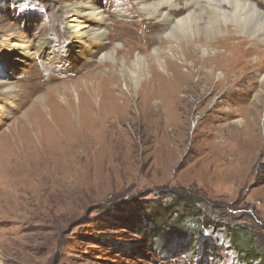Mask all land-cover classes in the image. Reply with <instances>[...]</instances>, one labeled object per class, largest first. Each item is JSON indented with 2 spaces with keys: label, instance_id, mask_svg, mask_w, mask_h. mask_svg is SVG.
<instances>
[{
  "label": "rangeland",
  "instance_id": "rangeland-1",
  "mask_svg": "<svg viewBox=\"0 0 264 264\" xmlns=\"http://www.w3.org/2000/svg\"><path fill=\"white\" fill-rule=\"evenodd\" d=\"M80 3L96 4L110 35L92 56L78 54L84 45L70 43L63 25L65 7ZM156 29L154 20L136 13L133 0H0V82L11 90L8 95L0 86V264H259L247 254L264 252L263 90L250 92L242 83L216 89L219 73L211 88H194L195 74L180 100L150 120L137 95L145 76L119 70L117 90L126 104H114L101 87L87 105L93 72H86L106 61L103 52L129 40L143 45ZM46 39L55 53H36L37 42ZM9 42L29 46L32 58L15 62L6 54ZM92 83L96 89L98 81ZM34 102L48 121L68 114L92 144L66 139L74 145L65 153L56 134L42 129L41 137L55 143L45 152L32 148L22 117L36 116ZM157 105L153 101L148 111ZM93 121L91 132L86 126ZM223 139L233 153L225 159ZM173 197L174 211L182 199L191 202L185 222L192 236L175 245L170 239L174 248L163 254L138 219H149ZM164 211L156 212L154 225L160 234L168 231V239L182 231L184 218L166 222Z\"/></svg>",
  "mask_w": 264,
  "mask_h": 264
},
{
  "label": "bare ground",
  "instance_id": "bare-ground-1",
  "mask_svg": "<svg viewBox=\"0 0 264 264\" xmlns=\"http://www.w3.org/2000/svg\"><path fill=\"white\" fill-rule=\"evenodd\" d=\"M133 4L136 6V13L147 20H154L157 29L151 33H156V36L151 37L143 45L129 40L123 42V46L116 48L114 52H103L100 59L106 61L86 72V74L93 72L86 81L91 86L87 89V105H91L93 97L98 96L101 87L105 89L107 98L114 95V99L112 98L114 104L120 106L126 104L124 93L117 90L116 74L119 70L131 73L135 77L136 74L140 77L145 76L137 95L141 99L140 111L148 115L150 120L163 113L167 105H173L178 94L183 90L182 86L190 85L195 74L198 75V79L193 84L194 88H198L200 84H203L206 90L211 88L213 76L219 73L221 78L215 85L216 89L228 84L233 86L242 83V87L250 92L255 88L264 91V0H184L182 4L179 0H133ZM131 22L126 23L131 24ZM63 25L70 43H74L78 48L84 45L78 54L85 57L90 53L92 56L105 49L106 44L103 41L110 35L102 27L104 15L95 3H80L65 7ZM113 26L109 25V27ZM129 32L132 33L131 30ZM186 32L192 37L183 35ZM209 35L211 39H208ZM132 40L137 42L135 39ZM5 47L6 54L16 56L15 62L20 61V57L25 60L32 58L33 54L29 46L9 42ZM93 47L98 49L91 53ZM45 48L49 51L48 55L55 53L53 41L50 39L38 41L36 53L43 54ZM3 59L8 60L5 56ZM9 61L12 64L10 57ZM106 62H110L111 65ZM87 64L93 65L92 62ZM106 65H109L108 68L106 67L107 71L103 72L102 69ZM229 75L234 76L233 80H227ZM93 80L98 81L96 89L93 87ZM50 81L48 79L46 82ZM0 86L5 87L4 92L10 95L11 90L7 84L0 82ZM46 87L43 82L41 90H46ZM153 101H158V105L155 112L151 113L148 110ZM34 104L37 107H33L36 116L22 117L25 125L30 129L28 141L32 148L45 152L55 143L52 138L51 141L54 143L51 144L41 137L45 132L42 129L56 134V143L60 145L57 146L65 153L73 147L74 144L70 142L73 139L78 138L83 143L86 141L91 143L90 136L75 131L73 120L68 114L56 116L54 119L52 117L48 121L44 119L47 111L42 107L39 108L37 102ZM30 124H32L31 128ZM95 124V121L91 122V127L86 126V129L94 131ZM66 139L71 140L66 141ZM222 148L225 159L229 155L228 152L230 153L225 139L222 141Z\"/></svg>",
  "mask_w": 264,
  "mask_h": 264
},
{
  "label": "trees",
  "instance_id": "trees-1",
  "mask_svg": "<svg viewBox=\"0 0 264 264\" xmlns=\"http://www.w3.org/2000/svg\"><path fill=\"white\" fill-rule=\"evenodd\" d=\"M183 200V203L181 202V207L177 208L176 211H174V209L171 208L170 206V203H173L176 201V198L173 197V199L169 202V204H167L165 207H156L154 209V211H152L150 218L153 216V219H146V217H144V220H140L138 219V226L140 225V228L142 229L143 228H147V230H149V232H151V234L153 236H155L157 239L159 238V240L157 241V239L155 240V242L153 243V245L156 247V250L162 252L163 254H166V253H170L171 250H173V246L172 244H169L170 243V239H173L174 243L173 245L177 244L178 241L182 240L184 241V239H188L190 238L192 235V231L188 230V225H187V222H185L187 220V217L186 216H189V213H193L192 211V208H191V202L189 199H182ZM189 201V202H188ZM160 208V209H159ZM161 209H165V211L163 212V216L169 220H164V221H171L172 219L174 220V222H177L178 224V220L179 219H183L184 221L180 222V226L182 228V231L176 233V235L172 238H168L167 239V235H164V233H168V231L166 232H162L160 234L159 231H155V222L157 221L156 219H154V216H158V215H155L157 211L161 210ZM165 213V214H164ZM199 215V214H198ZM201 215V214H200ZM199 215V217H201ZM198 217V216H197ZM177 220V221H176ZM158 222V221H157ZM165 222V224H166ZM164 224V226H165ZM177 226V225H175ZM239 230V229H238ZM236 238L239 240L238 242L241 243L243 241V238L241 235H238L236 236ZM248 253L250 254H247L248 256L250 257H256L255 259H258V262L259 264H264V252H253V251H248ZM249 260H252V258H250Z\"/></svg>",
  "mask_w": 264,
  "mask_h": 264
}]
</instances>
